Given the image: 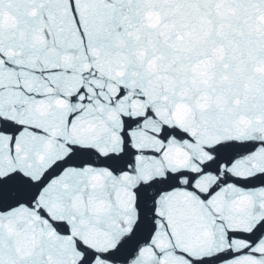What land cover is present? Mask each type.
Instances as JSON below:
<instances>
[{
  "label": "snow or ice",
  "instance_id": "obj_1",
  "mask_svg": "<svg viewBox=\"0 0 264 264\" xmlns=\"http://www.w3.org/2000/svg\"><path fill=\"white\" fill-rule=\"evenodd\" d=\"M0 264H264V0H0Z\"/></svg>",
  "mask_w": 264,
  "mask_h": 264
}]
</instances>
